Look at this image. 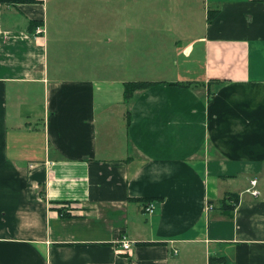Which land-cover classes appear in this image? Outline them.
<instances>
[{
  "label": "crops",
  "instance_id": "1",
  "mask_svg": "<svg viewBox=\"0 0 264 264\" xmlns=\"http://www.w3.org/2000/svg\"><path fill=\"white\" fill-rule=\"evenodd\" d=\"M203 1L175 79L127 103L115 52L97 78L51 74L47 0H0V264H264V0ZM104 3L80 14L113 39Z\"/></svg>",
  "mask_w": 264,
  "mask_h": 264
},
{
  "label": "rangeland",
  "instance_id": "2",
  "mask_svg": "<svg viewBox=\"0 0 264 264\" xmlns=\"http://www.w3.org/2000/svg\"><path fill=\"white\" fill-rule=\"evenodd\" d=\"M109 3L124 7L122 19L117 18L115 38H120L119 44L105 34L106 29L112 33V16L99 12L80 14L89 8L93 13L94 9H103L104 0H47L46 23L42 27L50 73L97 78L103 65L115 59V52L119 66L112 72L116 71L123 80H174L176 45L202 31L207 7L204 1L108 0ZM107 21L109 25L105 26Z\"/></svg>",
  "mask_w": 264,
  "mask_h": 264
},
{
  "label": "trees",
  "instance_id": "3",
  "mask_svg": "<svg viewBox=\"0 0 264 264\" xmlns=\"http://www.w3.org/2000/svg\"><path fill=\"white\" fill-rule=\"evenodd\" d=\"M211 11L207 13L208 20L211 18ZM42 24V23H40ZM36 25H39L37 22H30L29 23V32L33 31ZM159 81H152V80H129L124 83V95H125V100L127 103H129L133 97L136 91L146 89L148 87L157 85ZM195 82H175L174 84L179 85V86H195ZM41 193V192H40ZM43 194V193H41ZM149 200L147 199H140V201L143 202V205H145ZM237 196L235 194H225L221 199H220V207L223 210H229L232 212L234 205L237 203ZM208 205L212 206L211 201L208 202ZM213 207V206H212ZM217 261H223L221 258H209L208 263L209 264H215L218 263Z\"/></svg>",
  "mask_w": 264,
  "mask_h": 264
},
{
  "label": "built area",
  "instance_id": "4",
  "mask_svg": "<svg viewBox=\"0 0 264 264\" xmlns=\"http://www.w3.org/2000/svg\"><path fill=\"white\" fill-rule=\"evenodd\" d=\"M34 31L36 34H39V33L45 32V29L42 26H37ZM250 184H251V187L248 188L247 191H249L253 195H257L259 192L257 189L254 188V186L256 185V179L250 180ZM211 208H212V206L208 205V209H211ZM144 210L146 212L151 213L154 210L153 203L147 202L144 206ZM119 242L121 244V251L124 252V251L130 250V247H131V241L130 240L123 238V239L119 240ZM215 264H219V263H215Z\"/></svg>",
  "mask_w": 264,
  "mask_h": 264
}]
</instances>
